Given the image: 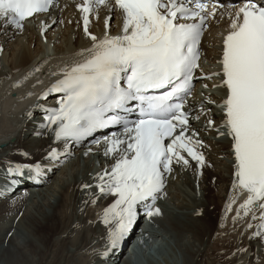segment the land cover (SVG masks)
<instances>
[{"label": "bare ground", "instance_id": "1", "mask_svg": "<svg viewBox=\"0 0 264 264\" xmlns=\"http://www.w3.org/2000/svg\"><path fill=\"white\" fill-rule=\"evenodd\" d=\"M82 3L59 0L49 15L27 21L22 31L0 27V264H264V235H256L264 233V209L253 205L245 215L241 207L247 198L234 186L233 140L221 107L228 94L221 67L224 39L238 7L211 23L203 51L212 78L189 100L190 146L204 164L180 150L188 164L173 158L168 186L152 210L159 208L160 215L134 219L112 248L115 221L105 223V210L118 196L102 193L99 177L123 156L131 157L130 134L74 149L56 138L58 124L48 122L49 112L60 108L51 89L92 56ZM88 18V33L99 39L123 35L124 13L112 0ZM48 96L55 102L48 103ZM113 139L126 143L108 152ZM55 154L61 161L51 165ZM29 165L55 168L42 186L6 194L3 178Z\"/></svg>", "mask_w": 264, "mask_h": 264}, {"label": "snow or ice", "instance_id": "2", "mask_svg": "<svg viewBox=\"0 0 264 264\" xmlns=\"http://www.w3.org/2000/svg\"><path fill=\"white\" fill-rule=\"evenodd\" d=\"M55 0H0V27H22V22L47 12ZM124 13L123 35H105L99 39L88 33L89 14L108 0H84L79 5L84 13V31L94 41L91 58L66 71L64 79L51 91L63 92L60 108L48 117L49 124H58L57 139L79 140L97 130L122 123V118L109 113L127 111L126 105L138 101L143 118L132 127H125L132 155L123 156L110 173L99 179L100 191L118 196L115 204L105 210V223L115 221L109 232L110 247H116L134 222L135 207L164 187V174L171 171L173 158L187 165L180 150L200 165L201 153L190 145L191 137L184 131L175 135L177 126L188 124L182 103H169L191 87L193 70L199 65V44L207 16L205 0H115ZM194 4L195 7H189ZM215 15V13H210ZM199 22L180 23L181 19ZM231 31L224 39L223 86L227 98L224 126L233 140L236 160L237 188L247 191L243 205L245 215L250 207L264 209V3L248 0L232 19ZM122 73L127 74L122 77ZM126 80V87L121 80ZM161 95H148L150 90L169 88ZM211 123V122H210ZM120 139L111 141L108 152L118 151ZM202 144L200 141L195 142ZM107 154V153H106ZM19 171V169H18ZM109 181L105 184L104 177ZM160 215V209L148 212ZM255 218V217H254ZM264 220V215L260 217ZM260 227L264 229V224ZM257 236L264 233H256Z\"/></svg>", "mask_w": 264, "mask_h": 264}, {"label": "rangeland", "instance_id": "3", "mask_svg": "<svg viewBox=\"0 0 264 264\" xmlns=\"http://www.w3.org/2000/svg\"><path fill=\"white\" fill-rule=\"evenodd\" d=\"M217 208H219V207L217 206ZM41 229H43V228H41Z\"/></svg>", "mask_w": 264, "mask_h": 264}]
</instances>
